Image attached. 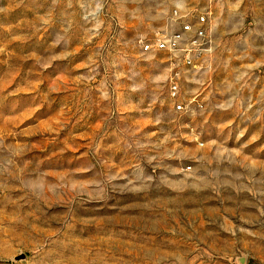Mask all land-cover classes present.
Wrapping results in <instances>:
<instances>
[{
  "label": "rangeland",
  "instance_id": "374dc122",
  "mask_svg": "<svg viewBox=\"0 0 264 264\" xmlns=\"http://www.w3.org/2000/svg\"><path fill=\"white\" fill-rule=\"evenodd\" d=\"M0 264H264V0H0Z\"/></svg>",
  "mask_w": 264,
  "mask_h": 264
},
{
  "label": "built area",
  "instance_id": "2783aa9c",
  "mask_svg": "<svg viewBox=\"0 0 264 264\" xmlns=\"http://www.w3.org/2000/svg\"><path fill=\"white\" fill-rule=\"evenodd\" d=\"M174 23L178 25L176 30L159 33L151 41L143 42L142 48L145 52H164L169 55L173 64L170 96L175 101L174 109L177 112L188 113L204 107L203 101L198 97H187L183 94L181 78L184 67L196 68L206 52L211 50L205 47L209 17L207 13L194 12L184 15L176 11Z\"/></svg>",
  "mask_w": 264,
  "mask_h": 264
},
{
  "label": "water",
  "instance_id": "95a60500",
  "mask_svg": "<svg viewBox=\"0 0 264 264\" xmlns=\"http://www.w3.org/2000/svg\"><path fill=\"white\" fill-rule=\"evenodd\" d=\"M26 255L22 254L21 256H18L16 260L24 259Z\"/></svg>",
  "mask_w": 264,
  "mask_h": 264
}]
</instances>
